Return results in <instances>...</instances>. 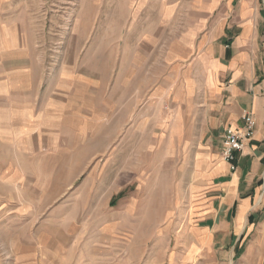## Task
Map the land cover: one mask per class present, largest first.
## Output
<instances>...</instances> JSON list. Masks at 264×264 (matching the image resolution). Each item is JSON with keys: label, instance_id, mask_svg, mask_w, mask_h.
<instances>
[{"label": "rangeland", "instance_id": "rangeland-1", "mask_svg": "<svg viewBox=\"0 0 264 264\" xmlns=\"http://www.w3.org/2000/svg\"><path fill=\"white\" fill-rule=\"evenodd\" d=\"M182 1L0 0V26L17 24L0 78L32 50L40 94L92 129L57 130L53 155L32 162L0 138V264H239L188 239L190 157L168 126L187 91ZM14 38L23 52L4 47Z\"/></svg>", "mask_w": 264, "mask_h": 264}, {"label": "crops", "instance_id": "crops-1", "mask_svg": "<svg viewBox=\"0 0 264 264\" xmlns=\"http://www.w3.org/2000/svg\"><path fill=\"white\" fill-rule=\"evenodd\" d=\"M181 4L185 6L184 0ZM189 7L183 21L192 26L184 34L186 57L181 63L187 91L176 96L183 111L166 123L170 139L190 157L187 196L199 220L188 239L192 252L216 257L229 250L233 260L236 250L239 264H264V0H192ZM3 21L0 39L15 37L17 24ZM3 44L23 52L15 38ZM26 51V62L7 68L0 78L5 108L0 112L6 113L0 138L28 152L32 162L53 155L57 130L92 129L66 121L71 112L60 109L67 110V100L56 110L55 97L40 94L38 57L35 62L32 50ZM246 112L254 116L256 128L232 172L222 159V136L228 128H242ZM82 113L88 117L86 107ZM12 157L17 160L18 155ZM12 175L2 182L23 177Z\"/></svg>", "mask_w": 264, "mask_h": 264}, {"label": "built area", "instance_id": "built-area-1", "mask_svg": "<svg viewBox=\"0 0 264 264\" xmlns=\"http://www.w3.org/2000/svg\"><path fill=\"white\" fill-rule=\"evenodd\" d=\"M243 119L242 128H228L222 136V159L229 164L232 172H236L239 154L243 152L247 142L253 138L256 128V120L250 112H246Z\"/></svg>", "mask_w": 264, "mask_h": 264}, {"label": "trees", "instance_id": "trees-1", "mask_svg": "<svg viewBox=\"0 0 264 264\" xmlns=\"http://www.w3.org/2000/svg\"><path fill=\"white\" fill-rule=\"evenodd\" d=\"M122 195V194H121Z\"/></svg>", "mask_w": 264, "mask_h": 264}]
</instances>
